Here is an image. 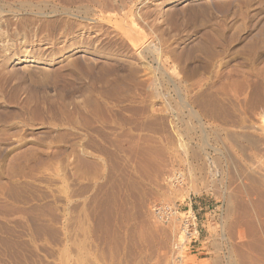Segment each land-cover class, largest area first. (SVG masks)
Returning a JSON list of instances; mask_svg holds the SVG:
<instances>
[{
	"label": "rangeland",
	"instance_id": "obj_1",
	"mask_svg": "<svg viewBox=\"0 0 264 264\" xmlns=\"http://www.w3.org/2000/svg\"><path fill=\"white\" fill-rule=\"evenodd\" d=\"M89 1L1 13L0 264H264V0Z\"/></svg>",
	"mask_w": 264,
	"mask_h": 264
},
{
	"label": "bare ground",
	"instance_id": "obj_2",
	"mask_svg": "<svg viewBox=\"0 0 264 264\" xmlns=\"http://www.w3.org/2000/svg\"><path fill=\"white\" fill-rule=\"evenodd\" d=\"M84 1H87L88 0H51V2L48 0H0V16H1V13L4 11V8H8L10 9L9 11H11L12 9V6H18L19 7V10H26L28 9L30 12H33V11H36L38 14L40 13V11L42 10H45V9H49L50 6H51V9L58 5V4H54V3H59V4H63L64 6L65 5H69V6H74V5H79L81 2L84 3ZM91 1V0H90ZM89 1V2H90ZM112 1V0H111ZM114 1V0H113ZM93 4H96V6L100 7V15L103 16L102 14H105V13H109V12H113L114 10L118 11L117 9H115L114 6H112V4H110L109 1H107L106 3L107 4H104V1L103 0H92L91 1ZM120 2H122L120 0ZM108 3L110 5H108ZM113 3V2H112ZM123 3V2H122ZM98 4V5H97ZM119 4V3H118ZM124 4V3H123ZM62 5V6H63ZM83 4H81L82 6ZM85 5V4H84ZM92 6V5H91ZM125 6V5H124ZM88 7V6H86ZM119 7V6H118ZM56 8V7H55ZM76 8V7H75ZM117 8V7H116ZM121 8V7H120ZM123 8V7H122ZM125 8V7H124ZM52 9V12H55V10ZM64 9V8H63ZM84 9V6L83 8ZM94 9V8H93ZM93 9H91L93 11ZM77 10V9H76ZM98 10V9H97ZM123 10V9H122ZM8 11V10H7ZM8 11V12H9ZM79 11V9H78ZM51 12V11H50ZM51 12V13H52ZM66 12L69 13V11L66 10ZM126 12V11H125ZM128 12V11H127ZM7 13V12H6ZM43 13V12H42ZM62 13V12H61ZM74 13V12H73ZM83 13V11H82ZM92 13V12H91ZM96 13V12H95ZM124 13V12H123ZM53 14V13H52ZM63 14V13H62ZM72 14V13H71ZM78 14V13H76ZM43 15V14H42ZM82 15V14H81ZM133 15V14H132ZM54 16V15H53ZM72 16V15H71ZM75 16V14L73 15ZM99 16V14H98ZM136 16V15H135ZM143 16V15H142ZM78 17V16H77ZM80 17V16H79ZM85 17V16H84ZM96 17V16H94ZM100 17V16H99ZM98 17V18H99ZM69 18V17H68ZM137 18V17H136ZM141 18V16H140ZM148 18V17H147ZM101 19V18H100ZM1 20V19H0ZM94 20V19H93ZM61 21V20H60ZM63 21V20H62ZM65 21V20H64ZM80 21V20H79ZM78 21V22H79ZM92 21V20H91ZM100 21V20H98ZM139 21V20H138ZM28 22V21H27ZM36 22V21H35ZM73 22V21H72ZM77 22V21H76ZM88 22V21H87ZM130 22V21H129ZM131 23V22H130ZM35 24V23H34ZM64 24V22H63ZM69 24V23H68ZM67 24V26H68ZM74 24V23H73ZM94 24V23H93ZM70 25V24H69ZM83 25V24H82ZM118 25V24H117ZM28 26V25H27ZM61 26V25H60ZM63 26V25H62ZM73 26V25H72ZM75 28L78 26H76V24L74 25ZM73 26V27H74ZM70 27V26H69ZM90 27V26H89ZM96 27V26H94ZM135 27V26H134ZM146 27V26H145ZM80 30H84V26L82 27L81 24H80ZM60 29V28H59ZM78 29V28H77ZM88 29V28H87ZM86 30V29H85ZM84 30V31H85ZM89 30V29H88ZM118 31V30H117ZM134 31V30H133ZM81 32V31H80ZM86 32V31H85ZM108 32V31H107ZM82 33V32H81ZM147 33V32H146ZM130 34V33H129ZM124 36V35H123ZM153 36V35H152ZM151 36V37H152ZM1 37V36H0ZM110 37V36H109ZM126 37V36H125ZM129 37V36H128ZM127 37V38H128ZM135 39L133 40H130V45H131V48L132 49H141L140 51H143V50H146V46H144L143 44H145V40L142 38V37H138V36H134ZM132 36V38H134ZM152 41V40H151ZM150 41V42H151ZM144 46V47H142ZM155 49V48H154ZM138 50V51H139ZM157 50V49H156ZM159 50V49H158ZM159 52V51H158ZM151 55V54H150ZM122 56V55H121ZM148 76V75H147ZM153 78V77H152ZM264 126V125H263ZM251 131V130H250ZM244 135V134H243ZM248 137V136H247ZM218 139V138H217ZM244 139V138H243ZM220 140V139H219ZM237 140V139H236ZM246 142V141H245ZM252 142V141H251ZM257 142V141H256ZM253 143V142H252ZM223 144V143H222ZM235 144V143H233ZM218 162V161H217ZM170 169V168H169ZM190 169V168H189ZM173 173V172H172ZM169 174V173H167ZM190 175V174H189ZM169 177V176H167ZM183 175L181 173H176L175 175H173V180L177 182V184H181L182 180H183ZM193 179V178H192ZM171 180V179H170ZM192 181V180H191ZM194 181V180H193ZM260 181V180H259ZM170 182V181H169ZM257 182V181H256ZM168 183V182H167ZM196 186V185H195ZM261 190V189H260ZM253 208V207H252ZM257 210V209H256ZM260 210V209H258ZM174 213V212H173ZM254 213V212H253ZM158 215V214H157ZM171 219V218H170ZM172 221H174L173 219H171ZM176 223V222H175ZM174 224V223H173ZM244 233V232H243ZM240 234V233H239ZM195 235H197V232H196V217H195V214L193 212H188L187 215H185V217L182 219V222H181V234L179 235L178 237V240H177V243L175 244V250L179 249V247L181 246H184L185 242H188L190 241L192 238L195 237ZM244 235V234H243ZM242 239V238H241ZM219 249V248H218ZM178 251V250H177ZM236 255V254H235ZM239 255V254H238ZM238 257V256H237ZM257 258V257H256ZM232 260V259H231ZM258 260V259H257ZM176 264V263H175ZM230 264V263H229ZM253 264V262H252Z\"/></svg>",
	"mask_w": 264,
	"mask_h": 264
}]
</instances>
